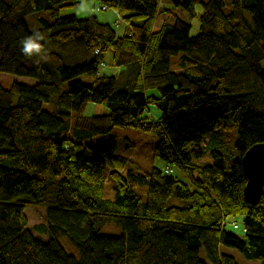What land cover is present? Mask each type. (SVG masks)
Returning <instances> with one entry per match:
<instances>
[{
	"label": "trees",
	"instance_id": "16d2710c",
	"mask_svg": "<svg viewBox=\"0 0 264 264\" xmlns=\"http://www.w3.org/2000/svg\"><path fill=\"white\" fill-rule=\"evenodd\" d=\"M162 1L190 17L199 7L196 34L173 14L154 28L170 13ZM102 3L127 33L91 15L59 16L77 0H0V73L35 81L0 85V264H205L200 251L208 264H236L221 248L264 264V184L257 204L244 202L240 162L264 143V0ZM39 11L51 19L34 29L46 36L43 59L22 55L20 43ZM107 53L118 76L99 74ZM88 103L108 114L84 116ZM220 122L236 125L235 153L210 148L211 164L196 162ZM114 128L155 137L163 166L126 169ZM27 206L44 209L45 241L27 231ZM237 221L241 238L230 231Z\"/></svg>",
	"mask_w": 264,
	"mask_h": 264
},
{
	"label": "rangeland",
	"instance_id": "374dc122",
	"mask_svg": "<svg viewBox=\"0 0 264 264\" xmlns=\"http://www.w3.org/2000/svg\"><path fill=\"white\" fill-rule=\"evenodd\" d=\"M78 4L73 6H65L59 10V16L66 17V16H74L78 19L86 18L87 16L91 15L94 16L97 21L101 24L104 22L112 23L111 26L113 29H116L118 32V28H115V24L120 22L122 26V21L119 19L118 15H116L115 10L108 8L107 10H101L102 0H77ZM163 9H166L165 6ZM178 9L177 12L174 14L177 18L185 22L190 26V35L193 36L197 32L198 28V15L200 13L199 7L195 8L196 17H190L184 10L180 8H171V11H175ZM115 15V16H114ZM168 14L161 13L159 14V20H165ZM38 18H42L47 21H51L50 17L46 12L39 11L34 15H30L26 17V25L29 30H34L38 28ZM116 19L117 21L113 25V21ZM172 20V18H171ZM103 22V23H102ZM109 57L110 54H106L103 59V67L108 68L109 66ZM174 59L172 58L171 61L173 62ZM105 68V69H106ZM262 70H264V62L261 64ZM101 69L99 70V74H101ZM79 80L83 84H91L93 82V78L87 75H82L79 77ZM12 83H19L26 86H32L35 84V81L26 77H19L9 74L0 73V85L3 87H8ZM44 110H48L46 105H43ZM149 109L153 118L159 116V112L156 108L149 104ZM108 110L101 105L88 103L85 111L84 116L92 117V116H103L107 115ZM215 133L217 137L213 140L211 147H207L206 144H202V155L200 158L195 159L196 162L203 163V164H211V157L209 155L210 148L216 149L219 152H226L229 155L235 153V142L237 139V132H236V125L235 124H222L221 122L215 127ZM111 136H113L116 140L114 155L124 157L128 159L126 164V169L133 170L134 172L138 173H146L152 167H162L163 164L161 161L153 158L152 156V149L157 142V139L151 135L145 134L138 130L132 128H114L111 131ZM210 135L206 136L204 139L205 142L208 141ZM173 176H175L178 180L186 183L191 190L194 187L190 184L189 179L182 173V171L178 168H173ZM106 196H111L110 190L106 192ZM24 215L27 219V231L35 238L41 241H45L46 237L44 233H41L39 228L45 227V213L44 209L40 207H31L27 206L24 209ZM239 224V221H237ZM235 235L242 237V233L239 229L237 230H230ZM220 252L225 253L231 256L236 264H259L258 261H250L244 259L237 251L233 249H220ZM200 259L205 263L208 264L205 260L204 254L202 251L199 253Z\"/></svg>",
	"mask_w": 264,
	"mask_h": 264
},
{
	"label": "water",
	"instance_id": "95a60500",
	"mask_svg": "<svg viewBox=\"0 0 264 264\" xmlns=\"http://www.w3.org/2000/svg\"><path fill=\"white\" fill-rule=\"evenodd\" d=\"M240 162L245 177L243 200L247 204L255 205L263 192L264 143L255 144L247 149L240 158Z\"/></svg>",
	"mask_w": 264,
	"mask_h": 264
},
{
	"label": "crops",
	"instance_id": "0c3cea01",
	"mask_svg": "<svg viewBox=\"0 0 264 264\" xmlns=\"http://www.w3.org/2000/svg\"><path fill=\"white\" fill-rule=\"evenodd\" d=\"M162 6L164 7L165 6V8H166V10H169L170 11V13L168 14V16H167V18L164 20H159V15H158V17H157V19H156V22L154 23V28H156L157 26H159L161 23H163V22H165V23H167V24H171L172 23V20H171V17H170V15L172 14V13H174V12H177V10L178 9H175V11L173 10V11H171V9H170V7H169V5L166 3V2H164V1H162L161 3H160V10H162L163 8H162ZM108 9V8H107ZM106 9V10H107ZM116 12V11H115ZM116 15H117V13H116ZM174 15V14H173ZM115 16V15H114ZM117 20L116 19H114V21H113V25H114V23L116 22ZM118 22V21H117ZM103 23V22H102ZM104 24H107V25H110L111 26V24L110 23H107V22H104ZM115 26V25H114ZM115 28H118V32L116 31V29H114V31H115V33H116V35L117 36H121V35H123V34H125V33H127L128 32V28L126 27V25L122 22V26L120 25V22H118V25L117 26H115ZM108 54V53H107ZM110 54V53H109ZM111 56V55H110ZM109 62H110V57H109ZM176 62V60L174 59V62L173 63H175ZM108 68H104V69H101V75H105V76H108V77H110V76H118V74L120 73V71H121V69L122 68H118V67H112L111 65H110V63H109V66H107ZM173 68H174V65H173Z\"/></svg>",
	"mask_w": 264,
	"mask_h": 264
},
{
	"label": "clouds",
	"instance_id": "9594fccd",
	"mask_svg": "<svg viewBox=\"0 0 264 264\" xmlns=\"http://www.w3.org/2000/svg\"><path fill=\"white\" fill-rule=\"evenodd\" d=\"M46 36L38 31L34 30L33 34L30 36L25 37L21 43V53L26 57H33V56H41L44 53V47L41 44V41H44ZM43 59L44 57L41 56Z\"/></svg>",
	"mask_w": 264,
	"mask_h": 264
},
{
	"label": "built area",
	"instance_id": "2783aa9c",
	"mask_svg": "<svg viewBox=\"0 0 264 264\" xmlns=\"http://www.w3.org/2000/svg\"><path fill=\"white\" fill-rule=\"evenodd\" d=\"M100 8H101V10H106V9H107V7H106L105 5H102ZM117 25H118V23L115 24V26H117ZM99 67H103V63H100V64H99ZM171 172H172V171H171V169H169V168H165V169H164V173H166V174H169V173H171ZM230 226H231L232 229H239V230H241L242 232H244V229H243L242 227H239L238 224H237L236 222H231V223H230Z\"/></svg>",
	"mask_w": 264,
	"mask_h": 264
},
{
	"label": "bare ground",
	"instance_id": "6f19581e",
	"mask_svg": "<svg viewBox=\"0 0 264 264\" xmlns=\"http://www.w3.org/2000/svg\"><path fill=\"white\" fill-rule=\"evenodd\" d=\"M158 16V15H157Z\"/></svg>",
	"mask_w": 264,
	"mask_h": 264
}]
</instances>
